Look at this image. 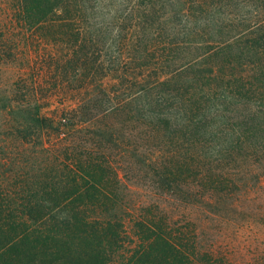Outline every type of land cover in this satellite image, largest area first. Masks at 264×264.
<instances>
[{"label": "trees", "instance_id": "16d2710c", "mask_svg": "<svg viewBox=\"0 0 264 264\" xmlns=\"http://www.w3.org/2000/svg\"><path fill=\"white\" fill-rule=\"evenodd\" d=\"M237 235L264 264V0H0V264H241Z\"/></svg>", "mask_w": 264, "mask_h": 264}, {"label": "rangeland", "instance_id": "374dc122", "mask_svg": "<svg viewBox=\"0 0 264 264\" xmlns=\"http://www.w3.org/2000/svg\"><path fill=\"white\" fill-rule=\"evenodd\" d=\"M106 80L109 81V79H106ZM75 102H76L75 97H67L64 99H58L55 96H51L49 97L47 104H45V106L42 107L41 112L47 115H55L58 112H60L63 108H68L74 105ZM126 181L132 184V180L126 179ZM241 242H242V237L237 235L235 237V244H234L236 258L240 261L241 264H246L248 263L249 254L245 248L243 249L240 248L242 245Z\"/></svg>", "mask_w": 264, "mask_h": 264}]
</instances>
